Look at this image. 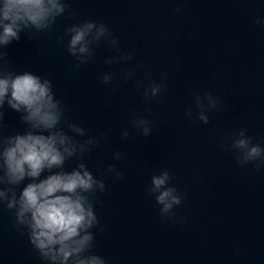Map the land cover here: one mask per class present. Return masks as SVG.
<instances>
[{
    "label": "clouds",
    "instance_id": "9594fccd",
    "mask_svg": "<svg viewBox=\"0 0 264 264\" xmlns=\"http://www.w3.org/2000/svg\"><path fill=\"white\" fill-rule=\"evenodd\" d=\"M181 11L175 9L177 13ZM73 16L68 0H0V210L12 214L13 228L27 237L41 264H108L94 251V230L100 225L97 194L107 191L106 177L98 178L83 162L107 141L108 134L91 135L86 127L73 122L66 115L62 100L56 97L52 80L31 71H15L5 51L13 41L20 40L21 33L37 40L52 31L58 18ZM254 22L264 26V17ZM56 41L74 59L75 70L93 63L101 44H106L113 53L105 60L110 69L128 65L135 56L121 50L119 39L106 23L93 19L67 25ZM141 68V64H136L127 70H109L100 79L105 85H112L117 79L127 82ZM167 81V72L161 73L157 81L149 70L143 80L136 81L135 89H142L143 102L151 104L162 99ZM117 87L112 88L113 93ZM192 104L196 111L189 108L186 119L204 125L209 124L210 113L227 107L212 92L194 94ZM5 106L20 114L19 122L26 126L24 131L5 134ZM148 111V116L132 115L129 127L121 132L122 140L129 139L132 133L145 138L152 135L154 121ZM219 143L238 167L251 165L253 171L264 169V146L254 142L247 128L220 137ZM125 157L122 151L112 152L115 161ZM70 160L77 163L66 170V162ZM101 166L98 162V167ZM105 171L114 181L125 179L115 164H108ZM173 181V174L163 168L150 177L146 194L154 198L161 220L175 223L178 219L175 210L182 205L185 193ZM179 219L183 222L186 218Z\"/></svg>",
    "mask_w": 264,
    "mask_h": 264
}]
</instances>
